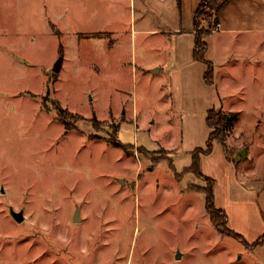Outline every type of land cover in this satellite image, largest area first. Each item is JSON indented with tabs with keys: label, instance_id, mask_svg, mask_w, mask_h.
I'll list each match as a JSON object with an SVG mask.
<instances>
[{
	"label": "rangeland",
	"instance_id": "374dc122",
	"mask_svg": "<svg viewBox=\"0 0 264 264\" xmlns=\"http://www.w3.org/2000/svg\"><path fill=\"white\" fill-rule=\"evenodd\" d=\"M190 30L211 32L230 118L215 205L250 243L264 232V0H0V47L27 64L0 68V91L23 92L0 94V264H264L170 156L184 112L162 65Z\"/></svg>",
	"mask_w": 264,
	"mask_h": 264
},
{
	"label": "crops",
	"instance_id": "0c3cea01",
	"mask_svg": "<svg viewBox=\"0 0 264 264\" xmlns=\"http://www.w3.org/2000/svg\"><path fill=\"white\" fill-rule=\"evenodd\" d=\"M189 33L191 38H193L190 50L188 49L182 52L183 50L177 49L171 61L162 65L165 68L170 69L171 75L177 77V80L173 81L177 84L178 88V96H176L178 97V101L176 106L179 110L184 112L182 118V127L184 126L183 146L173 150L174 154L170 155L173 160H175L176 157H181L182 155H186L192 160V153L195 149L207 147V142L212 132V128L207 122L208 111L215 107L220 108L223 102L222 94L217 87L218 75L215 74L216 80L214 84H208L206 82L204 73L207 69V64L194 59L193 51L195 45V31L190 30ZM207 58L210 59L209 49L207 52ZM24 65L27 66V64H24L21 56L14 51H7L4 47H0V68L4 67L2 71H6L7 69L12 70V67L17 66L22 68ZM4 93L8 97L11 95H13V97H17L22 96L23 94L21 91H17L16 94H14L13 91H0V94L4 95ZM28 93L30 95L31 93L32 95H35L32 91H29ZM229 162L228 157L224 154L222 146L214 142L212 152L201 155L200 166L202 174L203 176L209 178H220L218 171L215 169L218 163L219 166L227 167L226 178H231L232 176ZM223 209L226 210L229 217L228 225L229 222L231 225V212L229 209ZM256 209L258 214L261 216L257 205ZM260 221H262L261 223L263 224V220L260 219ZM262 228H264V225H262Z\"/></svg>",
	"mask_w": 264,
	"mask_h": 264
},
{
	"label": "trees",
	"instance_id": "16d2710c",
	"mask_svg": "<svg viewBox=\"0 0 264 264\" xmlns=\"http://www.w3.org/2000/svg\"><path fill=\"white\" fill-rule=\"evenodd\" d=\"M211 32L209 31H200L197 30L195 32V45H194V59L198 61L205 62L207 64V69L204 73V78L208 84H214L215 83V74H214V64L211 59L207 58V52L209 49V42L207 41V38ZM59 109V115L61 119L64 120L65 113H67L66 110H64L62 107H58ZM62 120V121H63ZM207 122L208 125L212 128V132L210 134V137L207 142L206 148H197L192 153V163L185 167V171L193 172L199 176H203L200 166V158L202 154H209L212 152L214 143L213 139L214 136L221 130H223L225 127H228V123L230 122V118L227 114H225L222 110L219 108H212L208 111L207 116ZM214 129V131H213ZM211 180V185L209 188H205V198H206V205L208 208V211L211 215V218L213 222L215 223L216 227L220 230L222 233H227L229 236H233L236 239L243 242L246 246H259L264 244V233L259 236L253 243H250L243 234L240 232L232 229L228 225V214L226 210L223 208H219L215 205V199H214V192H213V186H214V178H209Z\"/></svg>",
	"mask_w": 264,
	"mask_h": 264
},
{
	"label": "water",
	"instance_id": "95a60500",
	"mask_svg": "<svg viewBox=\"0 0 264 264\" xmlns=\"http://www.w3.org/2000/svg\"><path fill=\"white\" fill-rule=\"evenodd\" d=\"M59 68H60V63L57 62L56 66H55V69L58 70ZM158 70H159L158 68L155 69V71H158ZM12 213L14 214V216H15V218L17 220H19V221L23 220L24 214L22 212H17V211L12 210ZM78 213H79V208H77V210H76V213H75V216H74L75 220H79V214ZM178 257H180V252L178 254Z\"/></svg>",
	"mask_w": 264,
	"mask_h": 264
}]
</instances>
